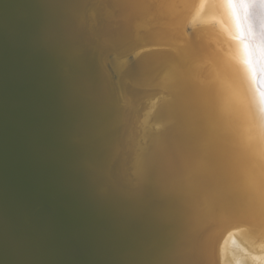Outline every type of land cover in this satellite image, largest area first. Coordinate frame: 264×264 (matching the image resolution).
I'll return each mask as SVG.
<instances>
[{"label": "water", "instance_id": "1", "mask_svg": "<svg viewBox=\"0 0 264 264\" xmlns=\"http://www.w3.org/2000/svg\"><path fill=\"white\" fill-rule=\"evenodd\" d=\"M181 1L169 0L174 12ZM150 2L0 0V264L232 261L230 242L247 229L221 222L222 209H215L213 221L198 230L200 201L219 184L249 180L254 163L231 133L211 142L216 149L207 155L204 178L193 159L206 122L221 112L222 93L236 96L216 51L226 54L248 119L264 139V59L256 58L254 38L262 34L264 48L255 9L262 0H250L244 23L239 3L223 0L237 36L221 30L220 37L232 56L220 40L199 36L212 22L194 21L189 38L173 34L174 49L137 37L141 18L158 12ZM170 63L178 71L168 80ZM194 66L196 84L187 75ZM188 94L195 125L185 131L167 110L181 112ZM249 133L242 131L244 139ZM226 157L237 168L222 180L213 167L223 173ZM193 166L199 180L187 178Z\"/></svg>", "mask_w": 264, "mask_h": 264}, {"label": "bare ground", "instance_id": "2", "mask_svg": "<svg viewBox=\"0 0 264 264\" xmlns=\"http://www.w3.org/2000/svg\"><path fill=\"white\" fill-rule=\"evenodd\" d=\"M225 1L227 2V0ZM151 2L157 5L155 7L159 8L157 10L158 12L150 17H148L150 15L149 13L145 14L148 17V19H145L143 17L141 18L140 23L137 27L138 33L136 34L138 37L141 33H143L144 39L148 41L150 40V42H154L155 44H159L161 46H169L173 49L176 48L173 34L177 33L179 36L180 34L181 36H184L186 34L187 38H189L191 36V34L189 35V32L192 28L194 21L195 23H199V24L212 22L211 23L212 26H206L205 27L206 29H202L199 33L200 34L199 36L202 38V35H203L205 36L204 37L205 41L206 40L210 42L215 41L216 44L218 43L217 40H220L221 41L220 45L222 48L221 50H223L224 48L223 44L225 46V40L223 38H222L223 40L221 39V37L224 35L222 34V32L223 33L226 32L227 33L226 36H230V34L233 35V33L236 35L237 33V32L236 33L234 32L235 29L233 30V27L231 24L232 22H230V18L227 14L228 6L226 7L223 0H182L180 4L181 6L180 11H176V12H174V10L171 9L169 0H151ZM151 2H150V5H152ZM235 2L237 3V5L239 3V6H240L239 8L241 11L239 14H241L242 23H244L245 17L249 15L250 7H251L250 0H241L240 1L241 3L239 2V0H235ZM193 3H195V5L193 7L192 12L189 14L190 8ZM206 3L207 5H205ZM255 9L256 10L258 9V12L260 11L261 13V14L256 13V17H257V21H259V24H261V31H264L262 30L264 26L263 25L264 24V0H262V2H260V5L256 6ZM198 11L199 13L201 12L200 15L197 14ZM188 14H189V17L186 18ZM194 14L196 18L192 21ZM186 19H187V23L189 22L188 26L186 23ZM236 22H237V25L239 26V22L237 21V19H236ZM246 23H247V20H246ZM182 27L184 31H182L181 29ZM240 28H239V31L241 30ZM248 28L250 30L253 29V27H250V25ZM254 35H255L254 38L256 39V42H255L256 58L257 59L260 58V60H262L264 59V48L263 47L261 48L260 46H261V41H263L262 40L263 35L259 34L258 32H254ZM137 41H143V39L139 38V40ZM220 45L218 44V47H220ZM225 48H226V52L228 53V55L231 53L230 55L232 56V51L229 50V48H227V45L225 46ZM252 49H253V45L251 46V50H249L250 54L252 53ZM221 50L219 48V51ZM245 50L246 52L248 51L246 48ZM216 53L220 57V60L222 59L223 71L228 72L227 78L229 77L230 79L229 81L230 86L232 87V90L236 92V96H234L235 97L234 101L236 100L238 104L236 103V101L234 102L233 99H231L233 96L231 89L227 91L226 95L222 93V96L225 99L223 100V104H222L223 106H221L220 108V111L222 113L219 112L218 114H215L213 116L214 119L210 123L206 120L207 125L204 124V127L206 125L205 127L206 129L202 136L201 142L198 146L199 153L197 154V157L193 159L194 161L193 164H196V168L199 169V171H202V176L204 178L205 177L204 174L206 172L207 173L210 172L209 171L210 165H209V161L207 160V155L209 154V151L213 147L211 142L214 140H219L221 138V137L219 138L217 134L222 136V135H227L228 133H231L233 136L238 135L240 137V140L244 144V148H245L244 150L245 153L243 152L244 156L246 155L247 158H249V160L254 163L255 168L248 169L250 173V176H248L250 178L249 180L235 179L234 183L230 180L229 181L230 183H228V185L221 186L219 184L218 186H216L217 188H215L212 192L206 195H202V200L200 201L201 207L198 211V216H197L198 220L196 221V226H198V230L204 229V226L206 225L207 222L210 223L213 221V219L215 218L214 217L215 209H220V210L222 209L218 217L221 222L231 223L232 221L233 223H237L238 218L243 214L249 202L264 201V139H263V136L260 135L261 132L259 131V128L258 127L254 128L253 123H251L250 119H248V117H250L251 119L253 118L252 113L250 115L248 114V112L250 113L251 111L247 110L243 101L240 98L241 87L239 85V81H237L234 78L236 77V75L235 73L232 72V67L229 65L227 61L226 54L224 52L218 53L217 51ZM234 53L235 51H233V55L235 58H237L236 56L237 54H234ZM146 56L144 55V57ZM187 56H188L187 58L193 59V57L195 56V50L190 52ZM157 64H158V68H160L162 62L159 61ZM166 65H169V64L166 63ZM115 67L117 68V66ZM198 67L199 66H196V67L194 66L193 67L194 70L190 69L189 74H187L189 76L190 82L192 81V84H196V82L198 81L196 79L197 71H195L196 68L198 69ZM177 69H178L177 65L170 63V68H169L170 72L167 76L169 78L168 80L174 79L176 77L177 75L176 73L178 71ZM219 75L221 78L222 77L221 74ZM218 82H219V78H218ZM159 83L161 85V82ZM162 83H164L165 85L163 86H165V88H168V89L171 88V86L173 85V84L170 85L167 82L166 78L163 79ZM218 94L219 96H221L220 93ZM169 97L171 98V95ZM202 97L205 99L206 96L202 95ZM228 97H230L231 102L227 100ZM194 102H195V99L190 97L189 94L185 95L181 99V101H179L178 107H180L179 110L181 112H177V111L175 112L174 109L171 110V107H169V109L167 110V116L168 117L171 116L172 118L181 120L180 123H182L183 125L182 129L185 131L190 130V129H187V125H192V126L195 125L194 117H193L194 112H193V107H192V103ZM170 104L171 103L169 101L168 104L163 105L162 106L163 108L162 109L160 108L158 113L161 114L163 111L165 112L167 106ZM243 107H245L246 110ZM202 115L203 113L199 115L198 117L202 118L203 117ZM208 117L210 118V115ZM205 119L206 118H202V122H204ZM202 128H200L199 130L201 131ZM245 128H246V131L248 129L250 133L247 137L244 135L245 136V139H244V137L242 136V131H244ZM216 131H218V133ZM186 144H187V141L185 142V145ZM192 144H191V147H193ZM213 148L214 150L216 149L215 147ZM232 162L233 161L230 160V158L228 157H226V159L225 158L221 159L220 164L223 165V169H224L223 173L216 171L214 167H213V172L218 173V175L220 176V178H222V180H229V177H227L226 174L228 172L230 173V169L232 166H234V168H237V165L234 162L233 163ZM194 166L192 168L193 170L189 172L188 174L189 177L187 178L189 179L196 178L197 180H199L200 176L198 174V170L196 171L197 177L194 174ZM245 173H248L247 167L245 169ZM213 175H210L212 176V178L209 176V180H212L214 178L216 179L219 177V176L213 177ZM196 183L197 182L195 180L191 181V185L196 184ZM229 184H231L232 186H230ZM230 244H231L230 254L228 252L227 255L229 254V258L230 260L232 259V261H229V262H232V264H238V263L241 264L240 262H242L243 264H254L253 258L259 256V253L256 252L255 249L258 247L264 246V240H262L261 238H258L257 236L249 232L248 230H242L237 233L236 237H234L231 240ZM238 245L240 248V252L242 251L244 252V254L250 252V254L246 256L247 258L243 257L245 255L243 254L241 255V253L238 252L239 250L235 249L236 246ZM225 258L226 259H225L224 264H229L227 257Z\"/></svg>", "mask_w": 264, "mask_h": 264}, {"label": "snow or ice", "instance_id": "3", "mask_svg": "<svg viewBox=\"0 0 264 264\" xmlns=\"http://www.w3.org/2000/svg\"><path fill=\"white\" fill-rule=\"evenodd\" d=\"M244 227L249 232L264 240V201L249 202L234 228ZM259 253L254 257V264H264V246L255 249Z\"/></svg>", "mask_w": 264, "mask_h": 264}]
</instances>
